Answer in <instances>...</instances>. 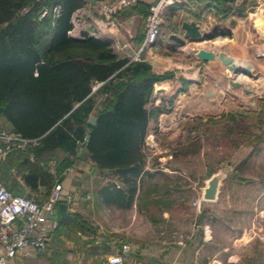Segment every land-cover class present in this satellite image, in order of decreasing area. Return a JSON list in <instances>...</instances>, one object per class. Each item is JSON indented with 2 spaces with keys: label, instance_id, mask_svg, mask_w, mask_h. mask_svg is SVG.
<instances>
[{
  "label": "trees",
  "instance_id": "16d2710c",
  "mask_svg": "<svg viewBox=\"0 0 264 264\" xmlns=\"http://www.w3.org/2000/svg\"><path fill=\"white\" fill-rule=\"evenodd\" d=\"M204 1L225 14L236 0ZM84 3L0 0V116L8 132L35 139L16 158L26 184H48V161L55 159L54 173L61 174L82 149L100 174L123 184L103 188L104 201L127 207L144 173L148 123L163 111L152 103L154 87L168 74L155 73L143 58L120 57L109 42L87 32L71 37L72 15ZM95 82L102 84L92 91ZM9 154L0 160V182L17 192ZM53 232L74 238L94 236L96 228L69 211L58 217Z\"/></svg>",
  "mask_w": 264,
  "mask_h": 264
},
{
  "label": "rangeland",
  "instance_id": "374dc122",
  "mask_svg": "<svg viewBox=\"0 0 264 264\" xmlns=\"http://www.w3.org/2000/svg\"><path fill=\"white\" fill-rule=\"evenodd\" d=\"M253 6L250 16L237 18V21L216 17L212 11H202L201 6H197L195 2L187 6L174 3L166 9L155 44L143 50L152 53L153 57L146 60L154 65L151 64L152 70L157 74H168L166 81L173 82V86L170 84L171 87H167L168 94L156 100L157 104H153L168 111L183 107L189 113L184 122V129L187 131L184 138L174 141L166 152L158 151L152 155V149L145 145V157L151 152L152 158L148 164L150 170H144L139 180L144 192L140 201L136 198L130 206L119 208L114 204H96L94 200L92 209L85 207L87 199L78 201L76 209L81 210L82 215H86L92 225L102 231L101 236L116 242L121 238L127 242L134 239L148 240L165 229L166 221L177 223L189 220L197 208L193 202L200 198V187L209 174L226 164L232 152V141L244 142L250 137L252 140L264 138V131L261 136L260 130L264 126V98L259 105V99L257 100V96L264 97V24L261 23L260 15L262 3ZM183 21H194L207 27L205 31L213 34L215 39L192 41L184 38L181 29ZM142 26L141 24L140 32H143ZM172 34L183 38L184 44L173 41L170 38ZM202 46L224 50L237 60L248 59L254 64L251 75L241 79L242 87L233 89L227 83L233 89V94L227 93L226 100L220 105L234 109L230 112L231 116L227 112L221 116L201 114L192 118L197 100L178 102L177 94L180 91L191 94L197 89L200 77L194 53ZM140 55L143 58L142 52ZM217 64L222 81H227L221 73L222 65L219 62ZM244 89L253 92L248 94ZM207 102L205 108H209L210 113L220 108L218 101L212 105L209 99ZM258 106L259 109L254 114L253 108ZM160 148H165V145ZM261 152L258 151L248 162H243L240 171L228 175L221 184L220 201L217 202L221 204L220 214L229 220V210L236 208V213L232 216H236L234 218L239 234L254 220L256 225H263L264 230V150ZM162 155L167 156L166 161L159 159ZM256 230L258 233L254 236L255 242L238 243L234 246L239 260L232 264H264V238L261 240L260 231ZM217 232L220 238L218 245L222 246L223 241L228 238V229H218Z\"/></svg>",
  "mask_w": 264,
  "mask_h": 264
},
{
  "label": "crops",
  "instance_id": "0c3cea01",
  "mask_svg": "<svg viewBox=\"0 0 264 264\" xmlns=\"http://www.w3.org/2000/svg\"><path fill=\"white\" fill-rule=\"evenodd\" d=\"M84 1V5L78 8L72 15L71 22L73 28L69 31V35L73 38H80L81 32H87L90 36L109 42L120 57H127L132 60L134 55L138 53L144 39V29L143 32H140V25L142 24L144 28L146 11L148 7L157 0H137L133 6L118 11L116 14L112 15L111 18L101 11V7L115 0ZM263 1L264 0H236L227 5L228 9L225 14H216L213 8L207 7L206 1L204 0H195L194 2L197 6H201L202 11H212L216 17L222 16L225 20L236 21L237 18H242L245 15L250 16V9L254 7L253 5L260 2V4L262 3L260 14L262 17L261 23L264 24ZM199 26L202 31H205L207 28L201 24H199ZM202 47L216 50L215 48L206 46ZM141 52L144 60L153 57L150 52H146L145 50ZM195 62L198 64L197 72L200 77L197 80V89L191 94L180 91L177 94L178 102L180 100H185V102L194 99L197 100V108L194 112L195 115L191 116L192 118L196 116L199 117L201 114L202 116L208 114L221 116L227 114V112L230 113L234 109H227L224 105L221 106L220 104L224 103V100H226L227 93L233 94V89L228 87L227 81H222L223 78L219 74L216 63L214 61H200L197 59ZM152 66L154 65L152 64ZM171 83H173L171 80L166 81L165 79L155 85L152 103L157 104L155 103L156 100L161 99V97L164 98L168 94L167 87H171ZM158 95L161 96L158 97ZM263 98L264 97L257 96V100L259 99L258 105L262 103ZM208 99L211 105L218 101L220 108L210 113V109L205 108V105L208 104ZM253 109L255 114L259 106ZM232 113L235 114V112ZM188 115L189 113H187L183 107H177L169 111L163 110L158 114L156 120L151 119L149 121L148 134L145 142L150 144L147 148L150 147L152 149V155L157 154L158 151L166 152L169 150L168 148L174 144V141L184 138L185 132L187 131L184 129V122ZM231 115L230 113L229 116ZM0 130H9L6 121L1 116ZM260 130L262 136L264 126L260 127ZM197 131L198 127H196V132ZM164 145L165 148H160L164 147ZM24 147L25 146L14 148L9 154L13 163L10 173L17 184V192H12L13 194L25 195L36 202H43L49 197L53 185L56 182H60L62 186V196L70 194L73 197L71 202L66 203L65 200H61L58 203L66 204V212L78 211L82 214L81 210L76 209L80 199H87L85 200V207L88 209L93 208L92 202L94 200L97 202L96 204H114L122 208V206H118L114 202L104 201L102 192L103 188L106 186L108 189L111 188L112 182L115 183L117 187H122L123 184L113 175L100 174L96 170L92 160L84 155L85 152L82 149H80L78 153V158H76L71 165L66 167L61 174L54 173V168L57 163L56 160L51 159L48 161V173L52 176L48 184H43L40 181H37L34 187L26 184L22 177L25 171H23L22 168H18L19 161L16 159L22 157L20 154L23 152ZM263 150V137L256 140H252L250 137V139H246L244 142L232 141V152L227 160L230 161L233 166V171L231 173H238L241 168L240 165H242L243 162H248L249 158L257 154L258 151L261 152ZM150 153L147 154L148 157H145L144 170H150L148 165L152 158ZM82 154L84 155L83 157H81ZM166 157L167 156L162 155L159 159H164V161H166ZM70 167L72 170L67 171ZM218 169L220 168H217L215 171ZM211 174H209V176ZM141 177L142 175L136 180L137 189L131 204L135 202L136 198L140 201L144 196L143 189L140 188L139 184ZM111 178H113V180ZM205 180L200 187V197L202 187L205 185ZM219 195L220 189L217 199L214 201H203L199 198L201 201L200 208H195V213H193L189 220H180L177 223H171V221L167 223L166 221L165 229L148 240L134 239L131 242H127L125 239L121 238V240L116 242V240L101 236L102 231H100L98 227L94 236L76 234L74 238H72L62 233L52 232L47 239L44 249L29 247L20 250L14 257L8 259L7 264H107V257L111 253L119 251L121 245L124 243L129 244V250L123 253V264L236 263L239 260V256L236 255L234 246L238 243L249 244L255 242L256 229L260 231L259 238L262 240L264 238L263 225H256L254 220L239 234L237 222L234 218L236 216H232L233 213H236V208H231L228 212L229 218L231 219H224L222 214H220L221 204L217 203L218 200L220 201ZM148 196H150V189L148 190ZM90 200H92L91 203L89 202ZM85 217L87 216L85 215ZM152 221L156 223L155 219ZM91 224L93 223L91 222ZM218 229H228L229 232L228 238L223 241L222 246L218 245L220 240L217 232Z\"/></svg>",
  "mask_w": 264,
  "mask_h": 264
},
{
  "label": "built area",
  "instance_id": "2783aa9c",
  "mask_svg": "<svg viewBox=\"0 0 264 264\" xmlns=\"http://www.w3.org/2000/svg\"><path fill=\"white\" fill-rule=\"evenodd\" d=\"M194 1L157 0L151 4L144 17V39L133 60H140V52L157 40L166 9L170 5L178 3L187 6ZM136 2L137 0H115L103 5L101 11L111 18L118 11L129 8ZM45 13L46 10H42L41 16ZM101 84L102 82H95L92 91H95ZM32 142H35V139L22 138L17 134L0 130V160L12 149ZM145 145L150 144L145 142ZM71 170V167L67 169V171ZM61 191V183L56 182L49 197L43 202H36L25 195L13 194L0 182V264H7L8 259L14 257L20 250L29 247L36 249L46 247L47 239L56 227V221L49 219L48 215L61 200L67 203L73 199L70 194L62 196ZM193 204L199 209L200 199L195 200ZM127 250H129V244H122L119 251L107 257V264H123V253Z\"/></svg>",
  "mask_w": 264,
  "mask_h": 264
},
{
  "label": "water",
  "instance_id": "95a60500",
  "mask_svg": "<svg viewBox=\"0 0 264 264\" xmlns=\"http://www.w3.org/2000/svg\"><path fill=\"white\" fill-rule=\"evenodd\" d=\"M181 29L183 30L184 38L191 39L192 41L215 39L213 34H208L206 31H202L199 24L194 21H183L181 23ZM170 38L179 43L184 44V39L176 35H170ZM195 58L200 61H214L218 67L217 62L222 65V75L227 79L229 87L233 89H238L242 87V82L240 77L250 76L251 67L250 65H244L243 62L235 61V58L224 50H210L203 47L197 48L195 53ZM243 60V59H242ZM245 93L252 94V90L244 89ZM211 94V93H209ZM252 100V98L250 99ZM96 117L91 116L88 120L90 125L95 123ZM90 137V131L86 133L85 141H88ZM233 171V166L230 161L213 172L206 180L205 185L202 187V193L200 199L203 201H214L217 199L220 186L223 179ZM66 204L60 203L57 207L52 210V213L48 215V218L57 221L59 215L66 213Z\"/></svg>",
  "mask_w": 264,
  "mask_h": 264
},
{
  "label": "bare ground",
  "instance_id": "6f19581e",
  "mask_svg": "<svg viewBox=\"0 0 264 264\" xmlns=\"http://www.w3.org/2000/svg\"><path fill=\"white\" fill-rule=\"evenodd\" d=\"M235 61H240V60H237V59H235ZM241 61L243 62V64L244 65H250V67H251V70L254 68V64L252 63V61L251 60H248V59H241ZM247 76H244V77H240V79H242V78H246Z\"/></svg>",
  "mask_w": 264,
  "mask_h": 264
}]
</instances>
